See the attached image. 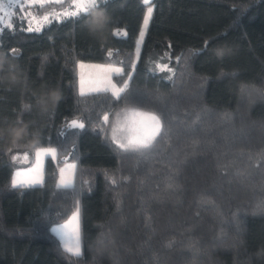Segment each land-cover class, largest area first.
<instances>
[{"label": "trees", "instance_id": "1", "mask_svg": "<svg viewBox=\"0 0 264 264\" xmlns=\"http://www.w3.org/2000/svg\"><path fill=\"white\" fill-rule=\"evenodd\" d=\"M72 1L14 7L0 28V264H264V0H108L31 32L17 16ZM78 62L120 67L125 98L78 93ZM134 108L162 131L123 151L114 128ZM40 147L56 152L41 182L13 188V155ZM75 209L79 257L51 231Z\"/></svg>", "mask_w": 264, "mask_h": 264}, {"label": "snow or ice", "instance_id": "2", "mask_svg": "<svg viewBox=\"0 0 264 264\" xmlns=\"http://www.w3.org/2000/svg\"><path fill=\"white\" fill-rule=\"evenodd\" d=\"M20 0H17V3H19ZM34 2H37V0H34ZM38 2L41 5H44L45 0H38ZM52 2L56 4H62L63 0H52ZM75 2V0H74ZM144 2L147 4L149 3V0H144ZM108 3V0H91V3L85 4L83 2L75 3V6L79 9V12L76 11H65L62 13L65 17H77L78 15H87L91 9H99L101 7H105ZM3 5H0L2 7ZM152 15V8H148V13L144 18V24L147 26L148 21ZM108 14L107 11L104 12V17L99 21L103 24L110 23V19L107 18ZM57 19L59 16L56 17ZM44 21L49 20V16L45 15L43 17ZM28 31H39V28L32 29L28 28ZM143 35V33L141 34ZM111 55V53H110ZM162 70H168L171 71L170 68H168L167 65L162 66ZM116 75H121V69L115 68L112 70ZM91 92L95 93H107L111 92L112 97H114L115 101L119 102L120 100L125 98V94L127 92V84L125 83L124 87H119L116 84L112 85V88L109 89L107 87L102 88H94L90 89ZM82 96L85 95L84 89H83V82H81V93ZM127 98L133 102V103H142L139 98L132 93H129L127 95ZM120 114H117V117L119 118ZM103 120L105 124L109 121V116L106 114L103 117ZM117 123L119 125V129L121 131L127 129L129 132V135L126 138L127 142H118L115 140V137L113 138V142L118 144V147L122 149L123 151H141L144 149L149 148L154 141L158 138V136L161 134L162 131V124L161 119L156 114L150 112V111H141L138 108L129 109L125 112L123 116V121L121 122L119 119L117 120ZM70 128H84L85 125L82 122H79L76 119H73L70 122L69 125ZM116 129L114 128V132ZM49 151L53 156H55L56 152L55 149H49ZM40 153L37 152V156H39ZM74 167V166H73ZM12 187H23L25 186V182L18 181V180H12ZM33 184H39V180H35L32 182ZM71 186V182H61L60 187L68 188ZM78 211L74 212L70 220L63 226H60L59 228L52 229V231L56 232L63 244V249L66 253H68L70 256L73 257H79L82 255V247H81V236H80V228L78 223ZM73 221H76L75 226L71 229L70 232L64 231V229L68 228L69 225L73 223Z\"/></svg>", "mask_w": 264, "mask_h": 264}, {"label": "rangeland", "instance_id": "3", "mask_svg": "<svg viewBox=\"0 0 264 264\" xmlns=\"http://www.w3.org/2000/svg\"><path fill=\"white\" fill-rule=\"evenodd\" d=\"M46 1H52V0H45ZM144 2V0H142ZM83 2L85 4L91 3V0H74L72 1V5L70 7L69 12L72 11H76L79 12V9L75 6V3H80ZM145 3V2H144ZM34 4H40L37 0V2H34V0H20L19 3H17V0H0V5H3L2 7H0V28L1 26H9L10 24V20L11 17L14 16L13 13V8H20L22 9L23 6H29V5H34ZM148 8L149 6H147L145 9V13L143 15L142 18V24L140 27V30L138 31V35L135 39V50H134V56L137 55L138 51H139V47H140V41L142 39L141 35L144 31L145 28V24H144V18L148 13ZM66 10L64 11H58V12H53V11H49L46 12V14L40 15V16H36L33 14H30V12L28 10H22L21 12L17 13V16H19L20 18H24V20L26 21V26L27 28H32V29H36V28H40L41 26H43L44 24H46V21L43 20V17L45 15L49 16V20H58L62 17H65L62 15V13H64ZM59 16V18L57 19L56 17ZM47 21V22H48ZM35 31V30H33ZM144 34V33H143ZM75 68L77 71V90L78 93H81V82H83V89L84 92H91L90 89H94V88H102V87H107L109 89L112 88L113 84H116L115 81H113V76L116 75L112 70L115 68H119L117 65L114 64H103V63H93V62H78L75 64ZM157 69L162 68L159 65H156ZM111 93V92H108ZM258 96L257 93L255 92H251V97L252 96ZM126 112V111H125ZM124 113H122L121 118L119 119L121 122L123 121V116ZM77 120V119H76ZM72 121V120H71ZM70 121V122H71ZM69 122V125H70ZM115 129H116V135L119 139H121L122 137L124 138V140H126L127 136L129 135V132L127 131V129L121 131L119 129V125L118 123H116L115 125ZM127 142V141H124ZM49 149H53V148H48V147H40L38 149H36L34 156H35V163L34 165L31 167V169L27 170V171H23V170H17V172L14 174L13 176V180H18V181H23L25 182V185L30 183V181H35V180H40L38 179L39 176H41V171H42V163L43 160L46 156H53L49 151ZM37 152L40 153L39 156H37ZM32 157L27 155V153H24L23 151H18L16 152V154L13 155L12 158V162L14 165H23L26 162H28ZM70 163V162H69ZM72 164V163H70ZM64 165V164H63ZM60 166V174L59 177L57 178V184H61V182H73V170H70L69 172L66 171V166L64 165ZM73 166V164H72ZM63 167V168H62ZM77 212V210L75 209L71 215L67 218V220L65 222L62 223H58L52 226V229H56L59 228L60 226L65 225L70 218L72 217L73 213ZM76 221H73V223L71 225H69L68 228L64 229V231L66 232H70L71 229L75 226ZM54 233L55 236H58V234L54 231H52ZM60 239V238H59ZM61 241V240H60ZM62 243V242H61ZM63 246V244H62Z\"/></svg>", "mask_w": 264, "mask_h": 264}, {"label": "crops", "instance_id": "4", "mask_svg": "<svg viewBox=\"0 0 264 264\" xmlns=\"http://www.w3.org/2000/svg\"><path fill=\"white\" fill-rule=\"evenodd\" d=\"M35 151H36V150H34V152H33V159H32V162H30V163H27V162H26V163L23 164V165H17V168L14 170V172H13V174H12V178H11V180H13V176H14V174L17 172V170L27 171V170L31 169V167H32V166L34 165V163H35V156H34ZM64 165L67 167V168H66V171H67V172H69L70 170H73V166H72V164H70L69 162L64 163ZM64 165H63V166H64ZM62 168H63V167H62ZM60 169H61V168L58 169V173H57V177H56V179L59 177ZM41 176H42V171H41ZM41 176L38 177V179H40V180H39L40 182H41V180H42V179H41ZM32 182H33V181H30V183L26 184L25 186L34 185Z\"/></svg>", "mask_w": 264, "mask_h": 264}]
</instances>
